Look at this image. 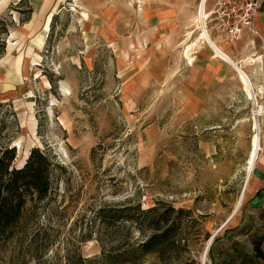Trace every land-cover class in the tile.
<instances>
[{"label": "rangeland", "instance_id": "374dc122", "mask_svg": "<svg viewBox=\"0 0 264 264\" xmlns=\"http://www.w3.org/2000/svg\"><path fill=\"white\" fill-rule=\"evenodd\" d=\"M17 1L0 0V15ZM188 1L22 0L32 12L9 30L0 102H9L17 119L13 166L32 147L57 165L56 212H44L57 241L42 264H200L205 251L209 264L214 237H221L213 251L219 262L231 241L248 248V236L264 231V211L248 208L244 194L225 223L244 186L260 98L248 95L227 61L233 68L225 64L218 79H208L203 112L189 115L178 88L198 75L169 72L168 45L156 62L144 54L157 50V39L166 44L168 16L178 9L181 20L188 8L195 14L200 37V0ZM161 8L158 28L150 15ZM9 12L17 23L21 14ZM9 120L5 114L2 134ZM136 201L142 209L186 211L160 254L140 253L147 230L120 218L119 209ZM260 247L264 254V240Z\"/></svg>", "mask_w": 264, "mask_h": 264}, {"label": "trees", "instance_id": "16d2710c", "mask_svg": "<svg viewBox=\"0 0 264 264\" xmlns=\"http://www.w3.org/2000/svg\"><path fill=\"white\" fill-rule=\"evenodd\" d=\"M25 4L19 10V4ZM10 9L19 14L17 23L11 19ZM32 9L26 2L18 0L10 5L9 10L0 15V56L4 53L9 30L16 24L27 21ZM0 264H42V257L49 247L57 241L53 226L44 217V212H56L52 194L55 192L56 179L54 169L57 165L49 154L38 148L29 149L26 158L19 167L13 166L15 147L11 145L13 130L17 131V119L9 102H0ZM5 114L10 116L9 128ZM55 195V193L53 194ZM257 209L264 211L258 207ZM125 210L120 218L128 221L137 230H147L145 237L137 245L140 253L160 254L168 244L169 237L179 228L181 208L174 209L169 205H156L140 208L139 202L119 209ZM102 209L97 211V218L102 219ZM117 217V216H116ZM221 237H214L208 248L209 264H264L261 243L264 231L255 230L248 236V248L238 241H231L222 254L225 260L217 262L213 258L216 243ZM218 257V256H217Z\"/></svg>", "mask_w": 264, "mask_h": 264}, {"label": "crops", "instance_id": "0c3cea01", "mask_svg": "<svg viewBox=\"0 0 264 264\" xmlns=\"http://www.w3.org/2000/svg\"><path fill=\"white\" fill-rule=\"evenodd\" d=\"M165 9H159L157 15H150L158 28L166 17ZM188 11L187 15L184 14L183 20L179 16V9L174 13L173 18L168 16L166 26L169 34L166 44L157 39L158 42H154L156 51L150 54L143 49L141 51H145L146 57L156 58V62L157 59L165 56L162 48L168 45V59H172L168 61V71L175 75L180 72L179 68H182L180 74L184 75L188 72L193 73L195 77L198 75L199 81L194 82L195 78L184 79L183 84L178 88L180 104L183 105L185 112L196 115L203 112L205 100L208 98V87L212 85L208 79L212 81L218 79L222 66L227 62L217 57L213 49L199 37L195 14L193 15L189 8ZM139 15L143 19L144 11H141ZM185 19H188L190 23L185 24ZM204 28L214 45L242 68L253 87V93L262 103L259 128L261 148L250 172L251 175L248 176L243 194L248 208L258 207L264 210V0H261L259 11L252 18L251 26L243 29L236 39L226 41L213 33L207 25ZM248 58L250 61L246 62ZM176 59H179V63ZM161 64L162 62H158V66Z\"/></svg>", "mask_w": 264, "mask_h": 264}, {"label": "built area", "instance_id": "2783aa9c", "mask_svg": "<svg viewBox=\"0 0 264 264\" xmlns=\"http://www.w3.org/2000/svg\"><path fill=\"white\" fill-rule=\"evenodd\" d=\"M203 24L226 41L238 38L251 26L261 0H202ZM209 4V7L207 5Z\"/></svg>", "mask_w": 264, "mask_h": 264}, {"label": "bare ground", "instance_id": "6f19581e", "mask_svg": "<svg viewBox=\"0 0 264 264\" xmlns=\"http://www.w3.org/2000/svg\"><path fill=\"white\" fill-rule=\"evenodd\" d=\"M201 1L202 0L199 1L198 13H197L198 24H199V29H200V38L204 42H206L213 49V51H214V53L216 54L217 57L219 56L220 58H222L226 62L228 61L229 63L233 64V66L235 65L236 69L235 68L234 69H235V71H237L239 79L243 83L244 88L246 89L248 95L249 96H253L254 95V93L252 91L253 87H252L247 75L245 74V72L240 67H238V65H236L233 61H231V59L223 51H221L218 47H216L214 45L212 39L208 35V32L204 28V24H203V21H202L203 12H202V2ZM247 61H250V58H248ZM256 111H257V114L260 115L262 113V107L260 105H258ZM253 129H254V133H253L252 138H251V147H250L248 160H247V168H246V176H245L244 186H243V189L241 191L240 196L237 199V202H236V205H235V208H234L232 214L226 219L225 223L232 218V216L236 213V210L240 206V203H241L242 197H243V193H244V189H245V185H246V182L248 181L247 180L248 176H249L251 170L253 169V166H254L256 158H258L257 155H259L258 154V150H259V147H260L259 121H258V119L256 117H254ZM205 252H203L202 258H201V263L203 262V264H204V261H205Z\"/></svg>", "mask_w": 264, "mask_h": 264}, {"label": "water", "instance_id": "95a60500", "mask_svg": "<svg viewBox=\"0 0 264 264\" xmlns=\"http://www.w3.org/2000/svg\"><path fill=\"white\" fill-rule=\"evenodd\" d=\"M26 158V157H25ZM209 244V242L207 243V245ZM207 249V248H206ZM201 264H203V262L201 263Z\"/></svg>", "mask_w": 264, "mask_h": 264}]
</instances>
